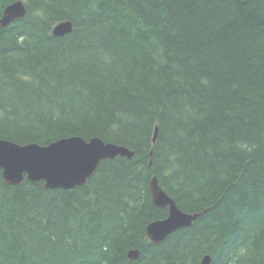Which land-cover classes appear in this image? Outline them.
I'll list each match as a JSON object with an SVG mask.
<instances>
[{
    "label": "trees",
    "instance_id": "1",
    "mask_svg": "<svg viewBox=\"0 0 264 264\" xmlns=\"http://www.w3.org/2000/svg\"><path fill=\"white\" fill-rule=\"evenodd\" d=\"M17 1L26 15L0 26V139L134 155L70 190L0 171V264H264V0H0V18ZM153 177L200 213L158 244Z\"/></svg>",
    "mask_w": 264,
    "mask_h": 264
},
{
    "label": "water",
    "instance_id": "2",
    "mask_svg": "<svg viewBox=\"0 0 264 264\" xmlns=\"http://www.w3.org/2000/svg\"><path fill=\"white\" fill-rule=\"evenodd\" d=\"M25 15L26 9L21 1L11 3L2 12L0 26L6 28ZM71 31V22L65 21L54 26L52 35L62 37ZM133 155L134 152L125 146L104 142L99 138L89 140L81 137L63 138L45 146L35 143L20 145L0 139L1 177L5 184L14 186L26 179L32 183L42 182L46 189L70 190L84 185L102 161L116 157L131 159ZM74 160L86 162L71 163ZM149 190L152 205L167 210L166 218L151 221L146 226V238L152 244L164 241L180 229L191 227L200 215L181 211L159 186L155 177L150 181ZM138 257L137 249L127 253L130 261L137 260ZM210 263V256L205 255L200 264Z\"/></svg>",
    "mask_w": 264,
    "mask_h": 264
},
{
    "label": "clouds",
    "instance_id": "3",
    "mask_svg": "<svg viewBox=\"0 0 264 264\" xmlns=\"http://www.w3.org/2000/svg\"><path fill=\"white\" fill-rule=\"evenodd\" d=\"M242 254V252L241 253H238V254H236V255H234L232 258H231V260H230V264H237V260H238V258H239V255H241Z\"/></svg>",
    "mask_w": 264,
    "mask_h": 264
},
{
    "label": "snow or ice",
    "instance_id": "4",
    "mask_svg": "<svg viewBox=\"0 0 264 264\" xmlns=\"http://www.w3.org/2000/svg\"><path fill=\"white\" fill-rule=\"evenodd\" d=\"M86 160H74V161H71V163H85Z\"/></svg>",
    "mask_w": 264,
    "mask_h": 264
}]
</instances>
